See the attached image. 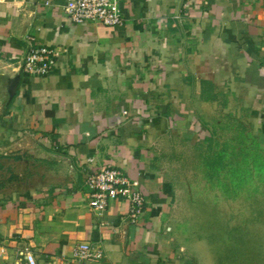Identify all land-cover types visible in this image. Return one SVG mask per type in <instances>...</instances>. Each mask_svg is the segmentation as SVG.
<instances>
[{"label":"crops","instance_id":"0c3cea01","mask_svg":"<svg viewBox=\"0 0 264 264\" xmlns=\"http://www.w3.org/2000/svg\"><path fill=\"white\" fill-rule=\"evenodd\" d=\"M66 1L0 0V264H27L25 247L79 264L84 241L96 264H188L154 152L167 134L208 141L223 118L264 147V0H115L118 26L74 23ZM28 37L53 49L47 75L22 71ZM104 166L137 178L136 222L126 200L89 206L85 173Z\"/></svg>","mask_w":264,"mask_h":264},{"label":"rangeland","instance_id":"374dc122","mask_svg":"<svg viewBox=\"0 0 264 264\" xmlns=\"http://www.w3.org/2000/svg\"><path fill=\"white\" fill-rule=\"evenodd\" d=\"M219 123L201 144L160 136L155 171L176 209L168 234L184 240L188 264H264V147L238 122Z\"/></svg>","mask_w":264,"mask_h":264},{"label":"built area","instance_id":"2783aa9c","mask_svg":"<svg viewBox=\"0 0 264 264\" xmlns=\"http://www.w3.org/2000/svg\"><path fill=\"white\" fill-rule=\"evenodd\" d=\"M67 17L74 23L98 22L107 26L123 24L124 17L115 0H67L64 7ZM28 46L22 57L21 69L28 75L44 76L54 65V51L44 45H35L28 37ZM84 183L89 190V206L102 215L112 199H123L129 204V218L136 222L142 215L145 195L137 178L117 167H95L85 173ZM21 255L27 264H37L33 253L23 248ZM103 257L100 245L88 241L75 244L71 259L77 263H98ZM60 264H65L63 261Z\"/></svg>","mask_w":264,"mask_h":264},{"label":"trees","instance_id":"16d2710c","mask_svg":"<svg viewBox=\"0 0 264 264\" xmlns=\"http://www.w3.org/2000/svg\"><path fill=\"white\" fill-rule=\"evenodd\" d=\"M235 123H236V122H235ZM237 125L242 126V127L246 130L245 125L243 124V122H239V121H238Z\"/></svg>","mask_w":264,"mask_h":264}]
</instances>
